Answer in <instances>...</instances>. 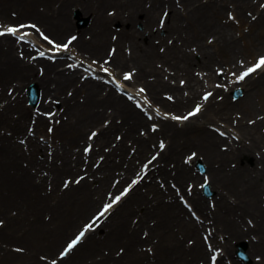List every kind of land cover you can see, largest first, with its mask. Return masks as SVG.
<instances>
[{"label": "bare ground", "instance_id": "6f19581e", "mask_svg": "<svg viewBox=\"0 0 264 264\" xmlns=\"http://www.w3.org/2000/svg\"><path fill=\"white\" fill-rule=\"evenodd\" d=\"M146 1L150 2L149 7L145 6ZM229 4H232L234 19L239 20L237 26L233 21L222 22L220 19V15L230 9ZM107 5L114 6L115 15L109 16L104 13L103 10ZM177 5H181V8ZM73 6L77 8L76 10L80 9L83 14H88L90 22L76 30L78 36L71 44V52L73 50L78 58L87 61L98 58V61L102 62L101 54L106 53L108 56V48L114 46L115 51L109 62L112 71L121 76L119 72L122 68H136L132 78L126 83L131 87L134 83H136L134 87L140 85L145 87L153 103L158 104L163 111L179 112L195 102L200 96L199 90L206 87L209 89L218 77L213 73V65L217 62V58H219L218 62L227 59L226 64L231 65L239 57L238 54L246 58L253 53L259 54L264 51V8H259V0H205L204 2L202 0H0V19L8 23H12L14 19L19 20L14 24L36 22L40 26L39 31L46 30L56 39L65 31L74 28L69 12H66ZM160 9L168 11L163 31L169 32L171 38L174 37L171 43L165 42V38L161 39L163 51H159L158 46L152 41L160 32L158 28L153 30ZM247 10L258 14L251 20L246 14ZM227 13L228 11L226 15ZM21 16H29L31 19L24 20ZM116 23L122 26L117 32L111 25ZM137 23L142 25L141 30L136 28ZM244 26L248 27L247 32H244ZM114 32L117 35L113 40L111 34ZM206 34L214 36L212 43H207L204 38ZM189 42L197 48L199 57L196 59ZM125 47L130 49L128 54L124 50ZM18 52H22L23 55L19 56ZM29 55L30 50L25 44H16L10 35L0 36V190L3 191L0 197L13 201L17 207H21V211L32 212L33 216L39 211L38 207L44 206L43 210L51 207L61 211L70 209V214L73 213L78 218L74 221L67 219L63 223L62 226L65 228L60 232L62 235L57 233L60 227L58 225H54L48 232L44 227L37 228L31 234L34 235L32 239L23 238L29 245L26 246L25 253L14 252L0 245V264L8 262L14 264L15 261L23 258L28 259L27 264H45L37 259L31 245L33 246L35 241L41 240L46 235L56 234L58 241L53 240L44 247L47 253L54 252L58 242L69 231L66 224L69 227L72 224L77 225L97 203L98 199H93V191H89L88 194L84 192L80 196L72 189L71 192H61V194H57L55 190H59L57 179L64 169L73 172L79 168L81 153H74L73 149L80 141L85 140L86 129L84 131L83 129L91 125L97 128L103 119L110 121L108 125L99 126L100 138H94L96 144L98 141L101 145L109 146L115 132V136L121 133L122 138L117 146L110 149L111 152L104 153L105 158L111 160L110 163L104 160L105 163L99 166V170L103 173L102 178H97L100 190L105 187L107 190L111 186V179L115 176L119 177L117 186H121L127 175L137 171L140 163L146 159L147 152L156 149V146L152 148L151 143L154 140L157 142L160 137L167 140V144L152 162L153 168L150 173L156 175L160 183L167 185L165 187L167 194H176L170 187V182H175L179 190L185 192L186 182L194 181L201 176L193 174L192 167L185 165L180 157L187 149H190L188 154L195 150L197 156L202 155L209 176L208 183L212 185L216 195L212 198L214 208L210 207L209 202L202 196L192 195L190 202L194 206L193 209L204 218V222L208 221V226L213 229L212 242L218 243L220 240H217V236L223 235V241L218 246L223 248L225 255H232L231 250L235 247L231 243L245 241L244 239L248 238L249 255L253 257L261 255L258 261H253L251 264H264V151L261 150L264 146V132L261 131L264 119L257 118L259 114L264 116V70L259 71L242 96L235 101L228 99L227 93L216 89L213 94H224V97L218 101H207L205 108L207 111L201 112L206 120H224L228 123H233L234 120V125L225 124L218 128H224L223 131L229 134L238 133V141H236L212 132L204 123L196 124L188 121L189 123L182 125L168 119L147 120L122 95H117L108 86H102L101 83L89 79H84V82L77 85L78 75L80 78L84 73H80L79 69L70 71L67 70L68 68H59L64 62L61 60L51 62L36 58L34 61H29ZM248 59L249 57L245 61ZM69 61L73 62V60ZM157 61L162 63L159 68L155 66ZM196 65L201 67L198 70L201 71L204 79L194 74ZM163 66L173 71V74L166 72ZM40 69L43 70L42 73L39 72ZM167 74L168 80H164L163 76ZM148 75H154V78L147 80ZM176 77L178 83H170V79ZM250 77L253 76L248 78ZM181 79H185L183 86L179 84ZM219 79H222L221 75ZM31 82L36 83L40 90L38 109L45 111L46 108H52L53 100H59L65 106L58 116L54 115V119L60 117L61 122L55 126L51 135L44 132V125L48 120L43 115L39 116L35 124L36 132L44 133L48 142H51V148L54 149L50 163L45 154L46 144L26 135L25 131L30 109L24 104L23 91ZM8 85L13 87L11 93H8ZM65 88L72 89V96L66 95ZM102 90L106 92L102 94ZM163 91L168 92L175 100L169 101L161 97ZM184 91H187L185 96ZM81 95L83 102L76 99ZM237 113H239L238 117ZM116 118H121V122H117ZM248 118H254V123L249 125L245 122ZM154 122L159 125V132H149L147 128L146 135L135 133L137 128L150 127ZM230 126L232 130L229 131ZM6 131H11V134L8 135ZM13 134H16V138L19 134L26 135L28 147L31 145L30 152L24 150L23 145L12 136ZM127 141H131L130 145ZM32 143L36 144L38 152H44L45 159L35 157ZM128 145L135 147L132 154ZM221 145H226L227 150L221 149ZM101 148L99 145V152ZM92 153L96 154L97 150H93ZM55 159H60L61 162L57 164L54 162ZM243 159L252 160L254 163L249 166ZM170 162H174V166L169 165ZM32 166L38 167V170L49 169L53 175L52 195L44 190L46 180L39 176L37 181L39 171L32 172L30 169ZM115 168L119 169L118 173L114 171ZM87 170L91 174L94 173L90 167ZM88 183L86 179L82 180L80 185H83L81 187L83 191L90 190ZM145 183L143 187H147ZM156 184L159 183H153L145 192L139 191L129 195L121 204L124 209H127V206L133 208L132 205L135 207L133 211L135 216H138L137 222H129L128 218L109 221L108 229L102 237H90L88 243L85 242L79 250L77 249L61 262L64 264H169L182 261L177 264H195L197 259H203L207 251L199 236V230L206 229V223H196L188 218L173 196L170 200H164L167 196L166 190L158 188ZM69 194L70 197H66ZM52 200L55 202L50 203ZM1 209L3 204L0 203ZM61 215L63 216V213ZM149 218L154 219L153 225H149ZM247 218L253 222L252 225L248 224ZM12 220L17 224L15 218L9 215L7 223L13 226ZM139 228H146L152 235L158 232L155 242L158 253L152 258L143 250L137 249V244L141 242L138 237ZM4 233L5 230L0 228V235ZM189 236L190 239H194L192 245H186ZM255 237L258 238L257 241H254ZM2 238L7 239L9 236ZM115 245L123 248L118 256L114 254L118 251L117 248L111 251L113 255L111 252H100L104 247L112 249ZM91 246L94 249L98 247L99 260L91 255L93 250ZM40 248L41 245L34 249ZM88 259L90 262L87 261ZM219 260L221 264V256Z\"/></svg>", "mask_w": 264, "mask_h": 264}, {"label": "snow or ice", "instance_id": "6c2138e0", "mask_svg": "<svg viewBox=\"0 0 264 264\" xmlns=\"http://www.w3.org/2000/svg\"><path fill=\"white\" fill-rule=\"evenodd\" d=\"M25 27L36 28L35 25H19L18 28H17V27H7L6 31H0V36L6 35V34H12V35H15V34L19 31V29H22V28H25ZM37 31H39V30L37 29ZM25 35H26V34H25ZM18 38H19V39H23V36H20V37H18ZM43 38H44L45 40H47V42H48L49 44H53V46H54L57 50H59L61 47H63L64 49H67L68 46H69V44H71L72 41L75 40V37H72V38L68 41V43H66V44H64V45H57V44H54V42L51 41L48 37L44 36ZM40 55H41V56H44V52H41ZM262 66H264V57H260V58L257 60V62L255 63V65H254L253 67H249L246 71L242 72V73L238 76V79H239V80H243L245 77L249 76L252 72L256 71L257 69L261 68ZM104 71L107 72V69H104ZM130 78H131V77H130L129 74H125V75H124V79H125V80H128V79H130ZM117 87L119 88V86H117ZM143 91H144V89H141V92H143ZM210 95H211V93H207V94H205L204 97H203V99H204V100H207V99L209 98ZM129 99H131V97H129ZM199 111H200V106L197 105L196 108H195L193 111L189 112L186 116H183V117L173 116L172 118H173L174 120H187L189 117L196 115ZM49 131H51V129H49ZM92 135L94 136V135H96V134H95V133H92ZM89 138L91 139V136H90ZM160 147L163 148L164 145L161 144ZM88 151H89V149H88V148H85V152L87 153ZM153 159H155V157H153ZM145 167H147V165H145ZM131 183L134 185V184L137 183V180H133ZM127 192H128V188H126V189L121 193V195L116 196L115 199H113V200L111 201V203H105V204L103 205L102 210L99 212L98 216H97V217H94V218H93V221H92L91 223L86 224L85 227H84V229L81 230V231L79 232V234L76 235V237H75L74 239H72V240L67 244L66 248H64L63 252H61V256L67 254L71 249H73V248H74V247L80 242V240L84 237L85 232L88 231L90 228H92L93 225L95 224V222L98 221L100 217H103V216L109 211V209H111V208L113 207L114 204L118 203V202L120 201L121 197H122L123 195H126ZM213 259H215V258L213 257Z\"/></svg>", "mask_w": 264, "mask_h": 264}, {"label": "rangeland", "instance_id": "374dc122", "mask_svg": "<svg viewBox=\"0 0 264 264\" xmlns=\"http://www.w3.org/2000/svg\"><path fill=\"white\" fill-rule=\"evenodd\" d=\"M106 9H109L108 10V12H110V10L111 11H113V9L111 8V6H106L105 8H104V11H106ZM72 16H74V14L72 15ZM225 17V15L224 16H222V18H224ZM67 34H69V32L67 33ZM64 39V38H63ZM62 39V40H63ZM61 40V41H62ZM105 55V53H103V56ZM118 119H121V118H118ZM198 119L199 118H197V117H195V118H193V119H191V122L193 123H200V122H198ZM201 119V118H200ZM250 120H252V119H247V122L249 123L250 122ZM107 121V120H106ZM211 121H209L208 123H210ZM219 123L220 122H222L221 120L220 121H218ZM250 124V123H249ZM219 125V124H218ZM138 131H136L135 133L136 134H138L139 132L141 133V132H145V130L144 129H140L139 130V128L137 129ZM263 130V129H262ZM152 144H156L155 142L154 143H152ZM189 149H187L186 151H188ZM189 152V151H188ZM148 153V152H147ZM186 153L187 152H185L184 153V155H186ZM97 158V157H96ZM197 162V161H196ZM196 162H195V165H196ZM253 161L251 162V160L250 161H247V164L250 166V165H253ZM194 169H195V167H194ZM151 178H152V176H150ZM155 178V177H154ZM156 180H157V178H155ZM201 180L202 179H198V180H196L195 182H194V184L196 185V184H200V182H201ZM162 185V184H161ZM213 191V190H212ZM214 195H215V191H213V197H214ZM131 217H132V215L130 216V219H129V221L131 220ZM135 219H137V218H135ZM150 222V221H149ZM150 223H152V221L150 222ZM101 233V232H100ZM96 235L97 236H99V234L98 233H96ZM138 236L139 237H141L142 236V238H145V236H146V232L144 231V232H142L141 230H139V232H138ZM144 236V237H143ZM154 237V236H153ZM157 237H155V239H156ZM188 240H192V239H188ZM157 241V240H156ZM12 242H14V244L16 245V244H19V242H17V241H12ZM145 242H141L140 244H141V246L140 247H144V248H146L147 247V249H148V251L151 253V254H154L155 252H157V249H154L153 247L152 248H150L152 245H150V244H152V243H149V244H144ZM139 247V248H140ZM119 249L118 248V245H115V247H113L112 249H110V251H112V250H115V249ZM247 248H245V253L248 255V253H247V250H246ZM145 251V250H144ZM93 254H95V255H97V252H94V253H92V255ZM150 254V255H151ZM248 257H250L249 255H248ZM249 262H251V259L249 258V260H248V262H245V264H250ZM241 264H244V263H241Z\"/></svg>", "mask_w": 264, "mask_h": 264}]
</instances>
